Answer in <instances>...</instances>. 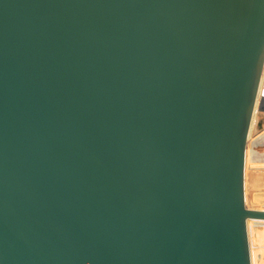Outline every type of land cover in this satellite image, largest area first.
<instances>
[{"label": "water", "instance_id": "1", "mask_svg": "<svg viewBox=\"0 0 264 264\" xmlns=\"http://www.w3.org/2000/svg\"><path fill=\"white\" fill-rule=\"evenodd\" d=\"M0 264H264V0H0Z\"/></svg>", "mask_w": 264, "mask_h": 264}]
</instances>
